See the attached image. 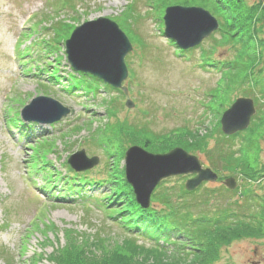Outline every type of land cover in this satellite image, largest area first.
I'll list each match as a JSON object with an SVG mask.
<instances>
[{"label": "rangeland", "instance_id": "374dc122", "mask_svg": "<svg viewBox=\"0 0 264 264\" xmlns=\"http://www.w3.org/2000/svg\"><path fill=\"white\" fill-rule=\"evenodd\" d=\"M246 3L255 16L264 17V0ZM196 4L195 0H0V264H54L49 259L53 251L65 250L66 258L73 248L77 256L69 261L64 258L66 264H127L121 254L129 244L143 248L136 258L138 263H155L147 253V244L128 237L99 209L95 200L105 192L108 195L109 183L101 187L89 184L77 198L73 193L58 198L46 190L42 176L52 171L54 176L68 177L63 162L83 150L87 158L96 157L98 163L79 172V178L108 180L114 163L123 169L128 148H142L144 141L156 148L163 140L168 143L164 146L172 147L167 152L182 149L176 146L179 143L184 147L204 143L200 152L182 150L218 176L217 182L202 183L194 190L188 204L194 201L198 211L209 215L231 208L238 223L261 227L256 236L214 246L217 257L204 264H264V92H258L252 80L239 82L250 75L261 79L264 89V18L250 29L237 17L238 27L230 30L234 33L231 43L224 39L227 34L222 37L217 30L199 46L178 54L163 35L164 10L174 6L200 8L217 21L213 2H204L205 7ZM98 18L115 23L131 44L132 50L124 59L128 76L122 83L127 95L105 90L91 78H78L66 62L65 40L76 27ZM47 49L52 53L46 54ZM229 62L238 66L232 72L238 74L242 69L244 73L226 78ZM218 64L227 69L218 71L214 68ZM52 70L56 81L49 78ZM73 84L83 88L73 89ZM88 85L90 90L85 89ZM36 97L58 102L69 114L50 125L24 123L31 125L29 130L13 126L9 120ZM239 98L252 100L255 111L245 130L225 140L219 121ZM127 100L134 104L132 109L125 108ZM127 129L139 136L133 141ZM106 138L114 139L110 153L104 149ZM244 145L249 146L248 151L239 163L248 164L251 172L241 168L224 171L219 164L218 170L212 169L211 161H215L209 152L216 147L237 152ZM41 146L43 153L48 152L43 156L49 166L34 173L32 159ZM189 178H168L154 192L162 187L184 189ZM230 178L235 187L228 191L226 181ZM168 251L162 262L159 259L160 264L173 262L170 255L175 251Z\"/></svg>", "mask_w": 264, "mask_h": 264}, {"label": "trees", "instance_id": "16d2710c", "mask_svg": "<svg viewBox=\"0 0 264 264\" xmlns=\"http://www.w3.org/2000/svg\"><path fill=\"white\" fill-rule=\"evenodd\" d=\"M197 2V6L205 7L204 2H213V5L216 7L215 10L217 12L216 16L218 21V31L223 35L228 37H224L226 43H231V38L234 37V33L230 30L234 27H238L236 23V18H240L239 21L243 25H248L251 29L256 27V24L259 21L263 20L264 17L262 15L255 16L253 14L252 7H248L246 0H195ZM201 4V5H200ZM203 5V6H202ZM214 14V13H213ZM231 32V33H230ZM253 32V31H252ZM246 34V33H245ZM244 36V35H243ZM248 36L252 38V33L248 32ZM166 38V37H165ZM227 38V39H226ZM167 39V38H166ZM234 39V38H233ZM168 40V39H167ZM243 37L239 39L238 44L243 43ZM249 42V41H248ZM42 43V42H41ZM169 43L174 46L177 50L178 54H183L187 51L179 50L172 41ZM240 44V45H241ZM43 45V44H42ZM46 46V44H44ZM243 50L245 46L243 45ZM246 51V50H245ZM52 53L48 49L46 50V54ZM246 54V53H245ZM205 64V63H204ZM227 65L229 69L228 72H225V65H214L218 71H224V75L229 80L231 77L234 79L235 77L241 76L243 72L242 69L238 70V74L232 72L234 69V64L232 65L230 62ZM48 66H51L48 64ZM208 67H213V65H207ZM225 66V67H224ZM69 67V66H68ZM238 68V66L236 67ZM40 70V69H39ZM241 71V73H240ZM40 72H43L41 69ZM244 73V72H243ZM78 78H91L95 83L100 86H103L105 90L108 91H119L115 90L108 85L100 82L99 80L84 75L82 73H76ZM234 75H238L235 76ZM49 78L56 81L57 76L56 72L52 70L50 72ZM244 78V79H243ZM258 78V77H257ZM74 79V77H72ZM252 80L250 81L254 86L259 87L260 93L264 92V89L260 86L261 79H256L253 76L245 75V77H241L240 83L243 80ZM51 80V81H52ZM78 80V79H77ZM237 81V80H236ZM79 82V81H78ZM245 82V81H244ZM264 87V83H263ZM73 89H82L83 87L80 84H73ZM85 89L90 90V85ZM94 92V91H93ZM121 92V91H119ZM89 93V91L87 92ZM95 93V92H94ZM122 93V92H121ZM123 94V93H122ZM13 126H18L20 128H26V130L30 129L31 125L24 126V123L20 120L19 113H16L13 118L9 120ZM34 123H32L33 125ZM28 128V129H27ZM25 130V131H26ZM115 132H118L117 129H113ZM110 130V131H112ZM129 132V133H128ZM135 130L127 129V133L129 134V138L135 140L139 135L135 133ZM131 133V134H130ZM26 134V133H24ZM141 134V133H140ZM235 135L224 137L223 139L229 140L232 139ZM129 139V140H130ZM113 140L111 138H106L105 141V150L107 153H110L113 149ZM167 140H163L159 146L156 148L153 145H147V141H144L142 144V148L146 151L155 154H163L168 151V149L172 148L166 142ZM130 142V141H129ZM133 143V142H130ZM224 142L221 140V144ZM48 146V144H47ZM50 146V145H49ZM177 147H181L187 152L192 151L193 153L200 152L204 147V143H194L193 145L182 146L180 143L176 145ZM249 146L244 145L237 150V152L231 151V149H220L219 147L211 153L209 152V158L214 159L215 162L211 161V167L215 171L217 169V164L220 165L221 170L227 171H235L236 168H241L242 171L247 172L250 171L248 168V164H243L239 162H243L246 158L247 148ZM52 147H48V151H51ZM38 152V153H37ZM35 150L34 154L36 156L32 159L33 172H41L43 169L48 168L49 163L44 159L43 155H46L48 152L42 151L39 147ZM43 153V154H42ZM111 157L113 154L110 155ZM115 167L112 171L108 180L102 181H87L86 178H82L79 176L81 174L73 172L66 164L63 162V166L68 171V177L54 176L52 171L50 174L42 176L43 181L46 185V190L48 192H52V197L55 194L58 198H64V196L70 195V193L75 194L76 198L80 196V192L84 189L85 186H90L89 184H93L95 186L101 187L102 184L109 183L107 186L108 195L103 193L98 197L97 205L99 209L104 211L108 216L109 220L112 221L113 225H116L120 230H122L128 237L135 238L137 240L143 241L148 245V254L151 258H154L153 264H160L159 259L162 262V259L166 254L168 255V249H172L175 251L174 254L171 253L170 258L173 261L171 264H179L184 262L192 263H203L207 261H212L217 257V248L214 246H219L220 243L224 244L230 242L234 239H238L242 236L251 237L256 236L259 233L261 227H257L252 223L243 224L242 222L238 223L236 221V215L231 208H223L217 211L212 212L210 215L205 214L204 211H198V205L193 201V203L188 204L187 198L193 197L195 192H187L183 187H178L177 190H166L164 187L160 188V191L153 192L150 200V206L148 209H141L134 201L133 195L125 182L123 169H117V165L114 163ZM240 165V166H239ZM239 166V167H237ZM84 175V174H83ZM56 178V181L52 182L51 180ZM164 182V181H163ZM58 188V191H56ZM199 188V187H198ZM229 191V189H228ZM50 192V193H51ZM84 202V201H83ZM196 213H194V211ZM233 221V222H231ZM261 226V225H260ZM242 228V229H241ZM170 246V247H169ZM217 246V247H218ZM178 247V249H176ZM121 248V247H120ZM143 248H137L135 245L129 246L127 245L124 248L123 253L121 254V258L127 264H142L136 261L137 256H139V250ZM63 250V249H62ZM120 251V250H119ZM122 251V250H121ZM120 251V252H121ZM60 252V251H59ZM53 251L49 255V259L54 260V264H66L64 261L65 250L62 252ZM78 251L73 248V251H68L66 260H72L76 258ZM145 253V252H144ZM214 254L215 256L211 255ZM55 254V255H54ZM56 254H58L56 256ZM76 254V255H75ZM170 254V252H169ZM141 256V255H140ZM78 259V258H77ZM144 259V258H143ZM75 260V259H74ZM148 259L144 260V263ZM67 261V262H68Z\"/></svg>", "mask_w": 264, "mask_h": 264}, {"label": "water", "instance_id": "95a60500", "mask_svg": "<svg viewBox=\"0 0 264 264\" xmlns=\"http://www.w3.org/2000/svg\"><path fill=\"white\" fill-rule=\"evenodd\" d=\"M163 35L181 51L199 46L203 40L218 30V23L207 11L200 8L168 7L162 17ZM132 50L131 44L118 26L104 18L85 22L76 27L64 42L66 62L70 69L91 76L109 87L127 95L122 83L128 71L125 56ZM125 108L134 104L127 100ZM250 99H236L220 118V131L233 136L245 130L254 114ZM69 111L58 102L36 97L24 105L20 118L24 122L54 124L66 117ZM75 173L92 169L98 163L96 157L87 158L83 150L75 152L66 161ZM125 182L130 186L135 203L141 209H148L153 192L164 180L171 177L190 176L184 189L193 192L202 183H215L218 176L200 161L180 148L164 154H151L132 146L123 155ZM229 190L235 187L234 179L226 181Z\"/></svg>", "mask_w": 264, "mask_h": 264}, {"label": "flooded vegetation", "instance_id": "af4514ba", "mask_svg": "<svg viewBox=\"0 0 264 264\" xmlns=\"http://www.w3.org/2000/svg\"><path fill=\"white\" fill-rule=\"evenodd\" d=\"M252 238L255 239V237H252ZM252 255H253V256H256V253H255V252H252ZM251 264H257V263L252 262Z\"/></svg>", "mask_w": 264, "mask_h": 264}]
</instances>
